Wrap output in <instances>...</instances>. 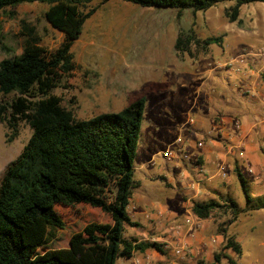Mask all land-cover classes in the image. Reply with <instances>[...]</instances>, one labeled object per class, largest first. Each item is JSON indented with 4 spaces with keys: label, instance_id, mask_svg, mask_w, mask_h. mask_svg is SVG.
Instances as JSON below:
<instances>
[{
    "label": "rangeland",
    "instance_id": "obj_1",
    "mask_svg": "<svg viewBox=\"0 0 264 264\" xmlns=\"http://www.w3.org/2000/svg\"><path fill=\"white\" fill-rule=\"evenodd\" d=\"M233 7V2H223L203 12H178L141 8L120 0H95L81 8L94 12L71 48L75 70L51 92L75 120L117 113L145 97L133 163L137 187L127 208L140 229H129L126 235L167 245L158 264H175V247L186 245L182 232L191 239L184 254L193 256L189 264L200 260L205 264H264V208H259L264 206V4L240 6L236 20L231 21L228 15ZM46 9L45 4L32 3L0 12V62L19 53L32 38L47 51L59 47L64 36L46 21ZM210 38L220 42L205 44ZM238 58L244 64L235 71ZM240 78L247 80L248 87ZM229 83L242 86L241 94H235ZM225 87L226 97H218L217 92ZM236 120L243 123L234 126ZM4 134L0 124V179L21 153L31 130L20 123L18 136L11 142ZM177 138L186 143L189 163L162 157ZM210 139L216 142L213 153L218 150L219 155L211 151L205 175L199 176L195 158L208 152ZM198 141L206 145L193 151ZM193 166L191 171L188 167ZM234 166L247 181L250 203L242 195ZM196 183L192 190L190 185ZM187 190L193 192L196 202L229 196L238 212L234 215L218 209L208 219L196 220L184 229L182 216L194 202L188 206ZM256 207L259 209H253ZM59 211L66 226L52 231L50 249L67 247L69 237L87 223L109 222L107 215L86 205ZM178 228L180 235L175 236ZM224 237H232L239 255L226 249ZM153 254L156 259L161 253ZM215 254L219 263L214 262Z\"/></svg>",
    "mask_w": 264,
    "mask_h": 264
},
{
    "label": "trees",
    "instance_id": "obj_2",
    "mask_svg": "<svg viewBox=\"0 0 264 264\" xmlns=\"http://www.w3.org/2000/svg\"><path fill=\"white\" fill-rule=\"evenodd\" d=\"M95 0H0V12L20 4H45V19L63 34L54 51L38 45L37 39L24 43L22 50L0 62V124L5 139L18 136L20 123L31 130L19 156L0 179V264H117L147 250L165 253L163 244L139 241L127 236L139 223L127 214L130 197L137 187L134 160L146 99L140 97L117 113H100L75 120L72 113L51 95L65 77L75 70L71 48L79 39L94 9L84 8ZM108 2L110 0H100ZM141 8L172 9L178 12L206 11L233 2L228 15L238 16L242 5L264 0H120ZM210 38L205 44H218ZM9 98V99H8ZM233 172L246 203H250L247 181L237 166ZM220 200L194 201L191 214L208 219L218 209L237 214L229 196ZM221 202V203H219ZM86 205L109 217L107 223H87L73 233L65 248L50 249L52 231L63 230L66 221L59 209ZM264 208V206L259 207ZM259 208H253L255 210ZM226 249L240 254L232 237ZM231 263L232 259L224 255ZM219 263V255H214ZM196 264H205L197 261ZM213 264V263H211Z\"/></svg>",
    "mask_w": 264,
    "mask_h": 264
},
{
    "label": "crops",
    "instance_id": "obj_3",
    "mask_svg": "<svg viewBox=\"0 0 264 264\" xmlns=\"http://www.w3.org/2000/svg\"><path fill=\"white\" fill-rule=\"evenodd\" d=\"M263 66H264V64H263ZM264 68V67H263ZM245 79L244 78H240L239 79V81H241L242 83H244L245 84V86L246 87H248L247 85V80L246 81H244ZM217 84V83H216ZM230 84V88H232L233 90H235V94H237V95H240L241 94V88H242V86H237L236 84H232V83H229ZM232 84V85H231ZM218 87H219V85H218ZM251 87H253L252 85H251ZM228 93V91H227V87H225V88H223V90L221 91V90H219L218 92H217V95H218V97H220V98H222V97H226V94ZM253 93H255V92H253ZM256 94V93H255ZM212 100H214L213 98H212ZM243 121V120H242ZM191 123L192 124H195V121H191ZM241 124V123H243V122H240V121H238V120H236V123L234 124V126H237L238 124ZM194 126H197V124H195ZM205 139V138H204ZM212 141L213 140H211L210 139V143H211V146H210V148H208V152H204L203 154H200V153H196L197 155L196 156H198L197 157V164H198V167H200V168H202L203 167V169L204 168H207V164H208V160L211 158L210 156H212L211 154L213 153V151L212 150H214V145L216 144V142H215V144H213L212 143ZM206 145V144H205ZM205 145L203 146H200V147H190V149L191 148H193L192 150L194 151V150H197V149H199V148H204L205 147ZM187 148V147H186ZM211 151H212V153H211ZM218 151V150H217ZM217 151H214V156H218L219 155V153L217 152ZM211 153V154H210ZM238 154H240V156L242 155L243 156V154H244V152H242V151H240ZM222 154H220V156H221ZM241 156V157H242ZM220 159V158H219ZM235 160L236 161H238L236 158H235ZM222 162H224V161H222ZM221 162V164H220V167H222L221 169H220V167H219V169L221 170L220 171V173L221 174H225V172H224V164ZM206 166V167H205ZM195 167L196 166H193L192 168L191 167H188L191 171H193V169L195 170ZM223 171V172H222ZM205 175V174H204ZM217 183V182H216ZM219 184H221V183H219ZM222 185V184H221ZM219 186V185H218ZM186 195H187V197H186V202L188 203V206L190 205V202H191V200H192V202L195 200L194 199V197H195V195L193 194V192L191 191H186V193H185ZM183 198H185V197H183ZM192 205V204H191ZM191 205H190V207H191ZM189 207V208H190ZM182 218H184L182 221H181V223L183 224V226H184V229L186 228V227H192L193 225H194V223H197V221L196 220H198V219H196L192 214H191V212H190V210L189 211H187V215H183L182 216ZM139 227H140V225H139ZM133 228V230L136 232V230H139L140 228ZM183 235V236H182ZM186 235H187V233H186ZM185 234H183V232H182V234H181V240L186 244V245H190L191 244V239H190V237L189 236H186ZM127 236H131V237H136V238H138L137 236H135L134 234H131V235H127ZM138 240L139 241H141V240H143V241H150V242H157V240H155V239H153V238H151V239H146V237H140V238H138ZM165 247H167V245H164ZM153 253H157L155 250H147V251H145L144 253H142V254H138V253H136V254H133V256L129 259V260H121V261H123L124 262V264H135V261L137 260L138 262H139V264H158V263H160V261H162L163 260V258H164V255L166 254V251H165V253H163L162 255L161 254H159V257H157L156 259L154 258L155 257V255L153 254ZM175 254V253H174ZM194 260V258H193V256L191 255H187V256H185V255H182V256H180V255H176L175 254V264H189L190 262H192Z\"/></svg>",
    "mask_w": 264,
    "mask_h": 264
},
{
    "label": "built area",
    "instance_id": "obj_4",
    "mask_svg": "<svg viewBox=\"0 0 264 264\" xmlns=\"http://www.w3.org/2000/svg\"><path fill=\"white\" fill-rule=\"evenodd\" d=\"M262 55H264V51L261 52ZM233 64V63H230ZM244 64V60L241 58H238L237 60L234 61V65H233V69L235 71H240V68L243 66ZM232 67V66H231ZM196 146L200 147L203 145L202 141H198L196 144ZM242 156V155H241ZM162 157H164L166 160H170L172 157H175L176 160L180 161V162H184V163H189V161L191 160L189 155L187 154V148H186V143L184 141H182V139L177 138L175 139V141L162 153ZM197 160V158H195V161ZM197 163V161H196ZM197 165V173L199 176H204L205 174V170L203 168H198V164ZM223 176L225 174H222ZM198 184H192L190 185V188L193 190L195 188V186H197ZM175 236H179L180 235V228L175 229V231L173 232ZM186 249H188L186 247V245L180 244L179 246L175 247L174 249V253L176 255H184L186 251ZM135 264H139V262L136 260Z\"/></svg>",
    "mask_w": 264,
    "mask_h": 264
}]
</instances>
